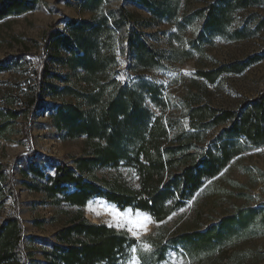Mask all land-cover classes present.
Instances as JSON below:
<instances>
[{
	"label": "rangeland",
	"instance_id": "1",
	"mask_svg": "<svg viewBox=\"0 0 264 264\" xmlns=\"http://www.w3.org/2000/svg\"><path fill=\"white\" fill-rule=\"evenodd\" d=\"M6 1L0 0V5ZM20 1L27 9L0 19V167L4 189L11 187L15 195L2 201L0 224L8 216L18 217L23 235L20 264H44L54 233L76 212L91 223L125 231L137 240L115 264H129L133 247L140 264H173V259L183 264H264V151H256L264 149V134L257 135L254 127L252 139L242 133L231 135L230 121L199 125L196 116L203 108L245 113L254 120L252 103L260 96L264 101V0H249L246 6L243 0H178L170 19H155L131 0ZM226 2L229 6L220 30L210 31V20L205 25L210 6H215L216 17L219 5ZM119 7L134 14L137 23L99 37L101 58L117 62L107 69L108 78L128 87L144 85L143 102L152 117L168 128L170 138L191 135L190 152L197 157L205 153L221 160L224 154L230 156L213 176L217 179H206L164 223L152 219L139 238L126 227H117L109 209L131 213L133 219L136 214L150 216L146 212L120 208L100 197L79 208L53 204L44 193L30 189L38 182L31 166L48 176L58 162L71 163L89 150L85 136L68 138L52 122L56 108L75 102L73 97L61 94L53 99L44 92L35 106L30 105L44 50L48 48L60 60L69 56L65 49L51 47L46 35L50 30L67 35L72 21L107 16L112 23ZM131 34L151 48L154 65L135 63L127 41ZM50 70L47 85L57 90L83 89L82 71L72 72L55 62ZM96 175L105 179L118 175L138 188V177L129 168L106 169ZM207 232L209 241L183 239ZM144 244L150 250L143 249Z\"/></svg>",
	"mask_w": 264,
	"mask_h": 264
},
{
	"label": "trees",
	"instance_id": "2",
	"mask_svg": "<svg viewBox=\"0 0 264 264\" xmlns=\"http://www.w3.org/2000/svg\"><path fill=\"white\" fill-rule=\"evenodd\" d=\"M131 1L147 9L155 19H170L178 5V0ZM248 2L243 0L242 6ZM21 3L20 0L3 2L0 19L27 9ZM226 4L219 5L216 17L213 15L215 6H210L205 23L208 26L210 20V31L220 30L224 11L229 6ZM127 23L136 24L137 17L119 7L118 18L112 23L107 16H103L96 21H72L67 35L56 30L47 33L50 46L65 49L69 56L60 60L52 57L47 52L48 48L44 50L41 68L36 74L35 96L30 105L35 106L37 97L44 92H48L53 99L61 94L73 97L75 102L56 108L52 122L68 138L85 136L89 150L73 158L71 163L58 162L48 176L31 166L38 182L30 189L44 193L53 204L63 202L78 208L90 199L100 197L120 208L130 207L146 212L155 222H160L189 199L206 179L215 176L230 156L224 154L222 160L213 158L210 153L197 157L190 152L193 145L191 135L170 138L168 128L159 118L152 117L144 106V85L137 83L128 87L120 85L114 78H108L107 69L115 67L117 62L116 58H101L99 37L108 31L113 34L115 28ZM127 41L137 65H154L153 51L138 35H129ZM52 62L64 65L72 72L82 71L79 80L84 84L83 89L80 92L70 87L57 90L55 86L47 85ZM149 92L154 94L151 89ZM262 99L263 96H260L252 103L253 121L245 113H217L201 108L196 115L198 124L230 121L231 135L242 133L252 139L254 127H257V135H263ZM120 167L135 171L137 189L127 185L121 176L105 179L96 175L98 171L118 170ZM3 175L0 167V205L5 198L15 196L11 187L4 189ZM41 180L45 181L40 183ZM209 235L207 232L184 236L183 239L209 241ZM22 237L18 217H6L0 224V264H20ZM53 238L51 249L44 252V264H115L119 257L137 244V240L127 232L91 223L80 212H76L64 227L57 230Z\"/></svg>",
	"mask_w": 264,
	"mask_h": 264
},
{
	"label": "snow or ice",
	"instance_id": "3",
	"mask_svg": "<svg viewBox=\"0 0 264 264\" xmlns=\"http://www.w3.org/2000/svg\"><path fill=\"white\" fill-rule=\"evenodd\" d=\"M186 75H191V73H185ZM121 80H123V76L120 77ZM256 151H264V149H256ZM239 159V157H237ZM224 171H227L225 169ZM220 175H223V172L220 173ZM218 177H213V179H217ZM212 181H208L210 184ZM191 206V202H190ZM110 214L114 216L116 219V226L117 227H126L129 232L132 233L133 236H136L139 238L140 233L144 232L147 230V224L152 223V218L150 216H147L146 214L141 215V214H136L135 219H133L132 214L128 212L120 213L119 211L115 209H109ZM123 218V219H121ZM172 217H169L168 219L170 220ZM159 223H164V221H160ZM112 226V225H109ZM145 250H150V246L147 244H144L141 246ZM133 253L132 259L129 261V264H140V260L137 258L135 253L137 252V249L133 247L131 249ZM173 264H183V261L177 262L175 259H173Z\"/></svg>",
	"mask_w": 264,
	"mask_h": 264
}]
</instances>
